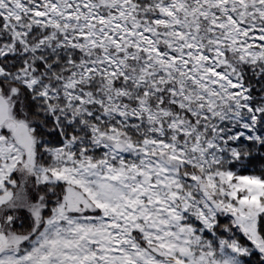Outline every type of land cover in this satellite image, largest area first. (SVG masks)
Wrapping results in <instances>:
<instances>
[{
  "label": "snow or ice",
  "instance_id": "1",
  "mask_svg": "<svg viewBox=\"0 0 264 264\" xmlns=\"http://www.w3.org/2000/svg\"><path fill=\"white\" fill-rule=\"evenodd\" d=\"M0 264H264V0H0Z\"/></svg>",
  "mask_w": 264,
  "mask_h": 264
}]
</instances>
